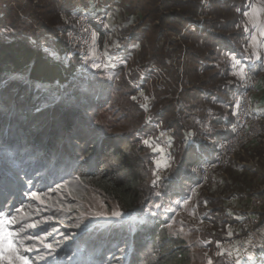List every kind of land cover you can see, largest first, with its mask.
I'll use <instances>...</instances> for the list:
<instances>
[{"label":"rangeland","instance_id":"obj_1","mask_svg":"<svg viewBox=\"0 0 264 264\" xmlns=\"http://www.w3.org/2000/svg\"><path fill=\"white\" fill-rule=\"evenodd\" d=\"M234 5L231 0H205V3L203 0H0V43L24 40L36 49L44 50L43 54L50 62L67 70L69 66L66 68L63 62L70 47L69 35L77 27L76 15L85 12L95 17L94 20H99V24L92 22L91 25L97 33L94 46L97 45L99 53L104 56L99 62L90 56V65L82 71L72 70V76L65 84L30 85L26 82V75L22 74L10 76L0 86L11 81L26 86L35 94L32 99L35 111L52 106H59L65 111L63 107L67 108L69 104L102 106L101 110L109 108L112 114L109 123L113 125L109 132L99 128L96 122L94 127L89 126L88 130L85 128L83 118L88 119L92 115V111L87 109L88 112L84 109L77 111V116L81 118L80 128L84 132L88 131V138L93 137L107 144H115V135L135 140L144 148L143 156H149L151 161L158 154L143 145L142 139L159 137L162 146V141L170 137L171 163L174 164L173 160L178 161L184 148L195 143L197 138L200 142V149L196 153L198 162L201 155H212L220 138L227 132L229 134L228 127L234 112L232 98L237 90L230 74L231 61L225 54L239 53L235 55L239 58L244 41V38L237 37L235 31L229 29L237 20L232 15ZM176 16L183 21L178 23ZM66 19L68 23H65ZM105 52L114 57L110 62L112 66L93 68V62L100 65L107 62ZM140 92L144 93L147 101ZM119 95L127 97L128 103L121 106L128 112H121L115 106ZM145 103L148 105L147 110L141 107ZM224 107L227 108L226 113L223 112ZM146 117L151 119L145 122ZM175 119L185 129L180 133L182 136L191 134L187 142L184 138L178 145L174 138L176 128L168 126L166 121L170 120V123ZM260 120L261 137L239 151L232 164L216 174H230L234 172L233 166H241L239 175L235 172L239 188L231 186L234 183H229L230 188H221L215 179L214 185L210 184L191 195V201L187 200L189 203L181 207V210L176 203L168 206L169 198L161 194L157 196L155 193L159 191L153 188L148 191L149 201L140 212L125 214L120 220L95 216L97 212L110 214L120 210L115 202L105 199L99 192L72 176L71 172L78 166L72 164L55 169L53 174L56 179L52 182L50 176H46V180L36 176L34 183L37 186L34 184L28 187L26 192L13 189L12 183L0 179V211L10 210L11 214L16 215L15 210L23 206L25 212L32 213L28 222L52 217L40 227L29 229L28 233L44 235L41 229L51 233L45 237L46 242H60L56 247L55 259L47 257L46 260H39V253L34 250L26 253L33 264H79L80 254L86 244L89 245V253L94 248L95 254L104 245L111 244L106 256L100 253V258L104 257L105 260L103 264H129L128 259L132 256L141 258L140 263L151 261L154 260L153 254L157 258V253L153 252L151 242L147 241V234L156 225L158 229L164 228L168 236L184 240L191 264H207L208 257L212 258L213 264H223L222 257L220 262L219 257L208 254L207 248L202 247L197 237L199 231L210 230L212 227L206 212L218 209V203L209 204L201 211L199 196H215V191L219 195L239 189L248 191L249 178L254 176L251 171L264 175V119ZM162 132L165 134L163 137ZM202 138L207 140L203 142H206L203 147ZM88 143L77 141V146H81L78 152L81 157L85 156L82 153ZM68 147L64 153V164L69 162L71 148ZM7 158L5 155L4 159ZM25 166L27 163H24ZM152 167L151 163V174ZM103 168L110 169V166L105 165ZM170 173L162 181H167ZM118 176L124 174L118 173ZM41 182L45 183L41 186ZM57 185L61 187L57 189ZM32 192L38 193L40 199H34ZM255 192H248L247 197ZM260 192L264 193L262 190ZM256 194L264 199V194ZM244 196L240 195L241 198ZM263 205L252 209V212L257 213ZM219 214L215 215V220L222 218L221 212ZM203 215L206 216L203 218ZM257 219L261 224V218ZM77 223L81 225L79 228L72 227ZM169 224L176 234H170ZM222 225L223 222L216 224L213 229L223 230ZM220 230H217L219 234L222 233ZM64 236L69 239L65 240ZM25 243L31 244L33 241ZM121 249L124 251L121 252ZM209 250L214 251L212 248ZM262 258L259 256L258 260ZM261 262L264 264V259Z\"/></svg>","mask_w":264,"mask_h":264},{"label":"trees","instance_id":"obj_2","mask_svg":"<svg viewBox=\"0 0 264 264\" xmlns=\"http://www.w3.org/2000/svg\"><path fill=\"white\" fill-rule=\"evenodd\" d=\"M196 8L197 5L195 10ZM175 19L178 23L183 21L178 16ZM43 52L44 50L36 49L21 39L0 43V82L13 75L25 74L26 82L30 85L67 83L72 76V69L78 62V53L75 51L69 53V69L63 70L60 65L50 62ZM34 95L26 86L14 81L0 86V176H2L0 179L4 178L5 182L12 183L13 189L18 188L26 192L28 187L35 184L36 176L45 180L46 176H50L52 182L56 179L53 174L55 169L77 164L79 167L77 166L71 174L76 179L78 177L80 183L90 186L105 199L115 202L124 214L140 212L149 201L148 191L153 189L150 170L152 161L149 156H143L144 148L138 145L137 141L118 135H115L114 145L95 140L93 137L88 138V131L84 132L79 125L81 118L77 116L79 115L77 111L87 109L92 111V115L88 119L83 118L85 128L88 130L89 126L94 127L96 122L99 128L104 129L106 133L109 132L113 127L109 123L112 115L109 108L101 110L102 106L98 108L96 105L85 107L69 104V107H63L65 111L59 106L35 111V107L32 106ZM117 98L115 103L117 109L128 112L121 106L128 103L127 97L119 95ZM166 121L168 126L176 128L174 138L177 145L180 144L185 138L180 134L185 131L184 127L176 119L170 123H168L170 120ZM77 141L83 144L89 141L84 154L82 153L85 155L84 159H81L78 153L81 146H77ZM193 144L194 142L183 147L178 161L173 160L175 163L171 166L170 180L161 181L159 187L154 188L162 197L182 193L192 182L195 174L190 173V168L197 159ZM68 146L71 148L69 162L64 164V153ZM5 155L7 159H4ZM24 163H27V166L23 167ZM105 165H109L110 169L103 168ZM118 173H123L124 176L120 177ZM44 183L41 182V186ZM13 199L15 200V197ZM147 241L151 242L157 258L140 263L141 258L132 256L128 259L129 264H191L189 250L184 240L168 236L164 228L158 229L156 225L148 232ZM88 246L86 244L83 248L79 264L105 263L104 257L100 258V253L106 256L111 244L104 245L98 254H95L94 248L89 253Z\"/></svg>","mask_w":264,"mask_h":264},{"label":"built area","instance_id":"obj_3","mask_svg":"<svg viewBox=\"0 0 264 264\" xmlns=\"http://www.w3.org/2000/svg\"><path fill=\"white\" fill-rule=\"evenodd\" d=\"M203 1L205 3V0ZM76 18V20L81 21V23H77L76 29L70 32V47H68L66 58V60H68L69 53L73 51L78 53V62L72 69H75V72L85 70L90 65L91 61L88 63L91 58L88 54L90 46L94 48L96 53L94 58L97 59L98 62L104 57L103 53H99L100 50L98 46H94L91 40V32L93 31L91 24L92 22L99 24V20H94L93 18L95 17H90L85 12L78 13ZM84 29H88V31L86 32ZM74 47L78 49H74ZM66 60L63 62V65L65 64L67 68L69 64ZM247 69V81H242L240 88L233 94L234 111H236L237 114L232 116L231 123L228 127L229 134H226L218 141L212 155H201L199 161L195 162L190 168V173L197 174L199 177V181L191 186V195L197 194L201 188H206L210 184L214 185L217 172L226 169L232 164L235 155L239 151L245 149L250 143L254 142L262 135L261 120L250 110V102L255 92V80L251 70L248 67ZM237 100L240 101L238 108L236 107ZM162 146L171 154V144L169 146L167 138L165 141H162ZM170 169L171 168L162 172V176L166 177ZM193 189H195V191H193ZM263 204L264 199L256 193L248 197V210H246L245 216L239 223L238 235L236 237L227 238L222 245V248L227 250L221 255L223 264H234V261L242 254H253L255 251L262 249L261 245H264V243L260 238V234L262 228H264V223L259 224L256 216L257 213L252 212V209L259 208ZM245 258H247L246 255L243 256L241 261Z\"/></svg>","mask_w":264,"mask_h":264},{"label":"snow or ice","instance_id":"obj_4","mask_svg":"<svg viewBox=\"0 0 264 264\" xmlns=\"http://www.w3.org/2000/svg\"><path fill=\"white\" fill-rule=\"evenodd\" d=\"M246 8L243 11V16L245 17L244 22V31L249 33V40L248 44L252 47V55L251 57L245 56L244 60H251L253 57L256 60H259L260 54L256 51L257 46L264 47V21H262V13H264V0H259V3H253L252 0H249L248 4L244 6ZM237 12L241 11V8L236 9ZM65 23H68V20H65ZM77 23H81V21H77ZM107 28L108 25H105ZM84 31H88V29H84ZM97 39V33L95 31L91 32V40L93 45ZM118 47V45H117ZM89 56L95 57L96 53L93 47L90 46L89 48ZM107 62L103 65L96 64L95 62L92 63L93 68H100V67H110L111 61L114 59L111 55L107 52L104 53ZM226 58L231 61V67L233 69L232 75L237 77L241 81H247V66L238 59L235 55L232 54H225ZM3 83V82H0ZM231 83V82H230ZM141 96H144L143 92H140ZM133 100L136 99L135 96L132 97ZM145 101H147V97L144 96ZM240 101H236V107L238 108ZM141 107L147 110L148 105L147 103L142 104ZM259 111V109H257ZM237 112L234 111L233 115H236ZM151 117H146L145 122H148ZM165 134L162 132L161 136L163 137ZM191 135L190 133L185 136V142L188 140V136ZM159 137H148L142 139L141 143L145 145L147 148L151 150L152 153H156L157 158L152 160V175L153 179L151 181V185L153 188L159 187L160 182L164 178L162 176V172L166 171L167 169L171 168V154L168 153L165 147L161 146L159 143ZM169 146L171 144V138L167 137ZM84 159V157H81ZM77 179H79L77 177ZM31 183V181H29ZM61 185H57V189H59ZM195 191V189H193ZM157 196L160 195L159 192L155 193ZM31 196L34 199H40V195L36 192H32ZM43 202V201H41ZM187 203V201H185ZM30 207V206H29ZM159 207V205H157ZM16 215L11 214V211H0V264H33V260L30 259L26 253L33 252L34 250L39 253L38 259L39 260H46L47 257H53L55 259L54 254L56 253V247L59 245L60 242L54 243H47L45 240L46 236L51 235V233L41 229L44 231V235H33L29 234V229H36L40 227L43 223L47 220L52 219V217L44 218V220H35L32 222H28L29 218L31 217V212H25L24 207L21 206L17 208ZM95 216H103L110 219L120 220L125 214L120 211H113L110 214L106 212H97L94 213ZM154 215V213H153ZM81 225L77 223L72 225V227L79 228ZM168 228L170 230V234H176L172 232V225L169 224ZM55 231V229H53ZM180 231L182 232L183 229L181 228ZM228 235L231 236L232 232L229 231ZM64 239H69L68 236H64ZM25 241H33L31 244H26ZM220 242L217 241V246L219 247ZM261 248H264V245H261ZM41 249H45L46 251L41 252ZM124 250L121 249V252ZM227 250L221 248L220 252L217 255H223ZM246 255L249 260L253 259L251 253H244L240 257H238L234 264H240V260L243 256ZM207 257V253H205ZM155 259V255L152 256ZM71 259V258H69ZM207 264H213V260L211 257L207 258Z\"/></svg>","mask_w":264,"mask_h":264},{"label":"crops","instance_id":"obj_5","mask_svg":"<svg viewBox=\"0 0 264 264\" xmlns=\"http://www.w3.org/2000/svg\"><path fill=\"white\" fill-rule=\"evenodd\" d=\"M233 1V3L235 4L233 6V11L234 13H232V15H234V17L237 19L236 21L234 20L233 25L230 26V31H235V35L237 37L240 36V38H244V41L242 43L241 46V51L242 54H240V57L237 58L241 59V61L251 70L252 76L255 80V92L253 93L252 99H251V104H250V110L252 113H254L255 115H257L259 118H261L262 120L264 119V47H259L257 46L256 51L260 54V59L256 60L254 57L251 60H244L245 56H249L251 57L252 55V47L248 44V40H249V33H246L244 31V22H245V17L243 16V11L246 10V8L244 7L246 4H248L249 0H231ZM253 3H259V0H252ZM237 8H241L240 12H237L236 9ZM232 11V12H233ZM231 14V13H230ZM262 21H264V13H262ZM237 22V24H236ZM236 24V25H235ZM235 55H239L235 54ZM232 67H231V63H230V74L234 80V82L236 83V89L238 90L240 88V84H241V80H239L237 77L232 75ZM226 109L224 107L223 112L226 113ZM257 109H259V111H257ZM232 111V110H231ZM231 113V112H230ZM228 115L226 114L225 117H227ZM232 116V115H231ZM223 119L225 118L224 116H222ZM203 139V138H202ZM204 141H207L206 139H203L202 141V147L206 144L203 143ZM199 141L197 138H195V143L193 144V148L195 149V153L198 152V150L200 149L199 147ZM210 142H207V144H209ZM254 149L250 150L251 152ZM242 158H244V156H242ZM239 168H241V166L235 168L233 166V170L234 172H229L230 174L224 173L220 176L216 175V181L218 183H220L221 188L223 186H225L226 188H230L231 186H235L238 187V181L236 179V173L237 174L240 172ZM238 169V170H237ZM252 174H254L253 177L249 178V184L250 186L247 187L249 190L247 191H242L241 189H239L238 191L235 192H229L226 194H218L217 191H215V196H212L211 194L208 195H204L202 194L201 196H199V208L201 211L204 210L205 206L207 207V205L212 204V203H218V209L210 211L207 210L206 213H208V218L210 217V225H212V227L210 228V230H205L202 229L201 231H199V229H197V231H199L200 234L197 235L198 239L200 240L202 247L203 248H207V253L209 252L210 255H214L219 257V260L221 262V255H217V253L220 252V249L222 248V245L224 243V241L227 238H232V237H236L239 233V223L241 222V219L245 216L246 210L248 208V192H255V190H257L255 193L259 194H264L262 192H260V190H262L264 192V186H262L261 184H264V175L262 174L261 176L256 172H254L253 170L251 171ZM239 175V174H238ZM169 179H167V181H169ZM166 181V180H164ZM192 182L186 187V189L184 190V192L182 193H178L176 195H172L169 196V204L168 206H173L175 203L177 205V207L181 210V207H184L186 204H188L189 200L191 201L192 196H191V186L195 183H197L199 181V177L196 174L195 176H193ZM226 182V183H225ZM234 183V184H230ZM248 183H246L247 185ZM220 188V189H221ZM239 188V187H238ZM244 188V187H243ZM245 187V189H247ZM215 190V189H214ZM245 194L244 197H240V195ZM187 198V199H186ZM188 200V201H187ZM185 201H187V203H185ZM190 210H191V205H190ZM221 208V209H220ZM220 209V210H219ZM179 210V211H180ZM178 211V212H179ZM219 212H221L222 218L219 220H215V215L219 214ZM257 218H261L260 221H262L261 223H264V205L263 208L258 210L257 212ZM220 215V214H219ZM206 215H203V218ZM213 216V217H212ZM224 217V218H223ZM206 220V219H205ZM223 222L224 229L220 230V229H213V226L215 227V225H220ZM222 232L221 235L219 234V231ZM231 231L232 235L229 236L228 232ZM202 237H201V236ZM260 238L264 243V231L261 232L260 234ZM217 241L220 242L219 247L217 246ZM210 248H212V250H214L213 252H210ZM208 253V254H209ZM253 259L249 260L248 257L245 258L244 260L240 261V264H261L263 262H261L262 259H259V256L264 257V248L257 250L256 252H254L252 254ZM217 260V259H216ZM261 262V263H260Z\"/></svg>","mask_w":264,"mask_h":264}]
</instances>
